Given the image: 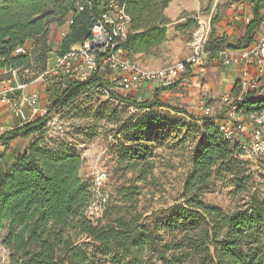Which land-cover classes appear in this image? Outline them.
Returning <instances> with one entry per match:
<instances>
[{
	"label": "trees",
	"instance_id": "1",
	"mask_svg": "<svg viewBox=\"0 0 264 264\" xmlns=\"http://www.w3.org/2000/svg\"><path fill=\"white\" fill-rule=\"evenodd\" d=\"M103 1L0 0V62L7 70H17L21 82L33 83L39 77L27 81L20 71L34 58L44 68L41 76L53 57L68 53L88 39L91 22ZM171 1H127L131 21L123 48L130 60L135 61L138 55H156L166 40L162 11ZM251 4L252 17L245 24L243 36L225 49L247 48L260 29L264 0H252ZM79 5L85 10L80 12ZM70 20L66 36L55 46L51 26L62 28ZM19 47L25 48V53L14 55ZM203 51L211 56L220 50L204 43ZM182 78L163 91L175 87ZM63 80L59 76L53 81L54 94H50L51 86H46L49 106L43 115L0 136L3 143L21 134L27 139L26 147L0 180V232L6 230L1 245L9 253V264H92L85 246L77 244L73 233L86 235L100 252L111 255L115 264L121 260L122 264H264V200L253 194L243 209L224 211L203 199L214 177H230L238 187L246 165L242 151L225 140L211 120L187 111L186 115L202 125L203 135L194 150L179 202L166 214L149 220L130 205L125 216L105 226H94L86 215L93 192L79 176L82 159L71 147L51 149L41 142L51 117L93 87L109 92L120 104L150 112L126 130L133 140L118 142L115 162L122 174L146 183L154 177L153 144L142 137L165 121L155 114L156 110L172 108L159 97L160 91L150 99L137 101L104 73L91 74L83 82ZM237 94L235 86L231 95ZM237 113H264V96L247 92L238 103ZM137 191L130 185L121 188L119 195L133 203Z\"/></svg>",
	"mask_w": 264,
	"mask_h": 264
},
{
	"label": "rangeland",
	"instance_id": "2",
	"mask_svg": "<svg viewBox=\"0 0 264 264\" xmlns=\"http://www.w3.org/2000/svg\"><path fill=\"white\" fill-rule=\"evenodd\" d=\"M251 1L172 0L162 11L166 22L165 42L154 57L143 56L135 61L146 68H172L191 55L194 35L200 25L209 24L205 45L214 50L233 46L243 36L245 24L251 17L240 22L235 20L231 5L244 6L249 14L247 9L251 13L253 9L246 5ZM56 34V26L52 25L51 41L57 38ZM210 62H207V66ZM215 66L223 67L221 62ZM43 70L40 62L33 58L31 65L20 71V75L27 81H33ZM209 76L214 79L211 72ZM199 81L196 79L195 82L198 84ZM52 84L53 81L48 84L51 86L50 94L55 91V85ZM191 84L194 83L191 81ZM134 90H138L136 94L140 95L137 101L148 99L145 96L148 90ZM199 99L196 95V98L183 100L181 105L166 102L172 109L155 111L165 121L142 137L153 144L151 159L154 177L146 183L135 182L131 174H122L115 162L118 142L133 140L132 133L126 130L138 118L150 112H139L120 104L112 99L109 92L93 87L82 92L69 106L51 117L41 142L51 149L71 147L82 159L79 176L93 192V201L86 215L94 226H105L115 218L125 216L130 205H135L142 218L149 220L152 216L166 214L179 202L184 180L191 169L194 150L203 135L202 125L185 112L196 107ZM242 160L246 165L238 187L230 177H214L203 195L206 202L224 211H233L243 209L253 194L264 200V157H244ZM130 185L138 188L133 203L123 201L119 195L121 188ZM5 234L6 230L0 232V264H9V253L1 245ZM73 236L78 245L85 246L92 264H115L112 256L100 252L97 244L86 235L73 233Z\"/></svg>",
	"mask_w": 264,
	"mask_h": 264
},
{
	"label": "built area",
	"instance_id": "3",
	"mask_svg": "<svg viewBox=\"0 0 264 264\" xmlns=\"http://www.w3.org/2000/svg\"><path fill=\"white\" fill-rule=\"evenodd\" d=\"M127 1L104 0L101 10L93 17L89 38L73 46L68 53L53 57L46 72L36 81L41 80L47 86L50 81L61 76L66 82H83L91 74L104 73L111 82L117 81L121 90L128 93L147 84L167 85L170 82L169 73L180 79L188 67L202 65L203 59L210 56L203 51L205 40L201 38L193 56L170 69H146L139 66L126 56L123 48L131 21L126 9ZM78 10L84 11L85 6L79 5ZM260 14V29L247 48L223 49L210 56L218 59L223 66L240 70L238 94H223L215 102L204 105L200 113L193 114L211 120L224 139L242 151L243 158L264 157V113L245 116L237 113L238 103L247 92H263L260 86L261 83L264 84V8ZM71 24L70 20L66 26ZM67 32L68 29L61 32L59 39L52 43L57 46ZM24 53L23 47L14 51V55ZM5 71L7 77L0 81V103L7 106L23 122H28L38 112L39 96L27 92L28 84L20 81L17 70ZM26 107L32 114L30 117L25 113Z\"/></svg>",
	"mask_w": 264,
	"mask_h": 264
},
{
	"label": "crops",
	"instance_id": "4",
	"mask_svg": "<svg viewBox=\"0 0 264 264\" xmlns=\"http://www.w3.org/2000/svg\"><path fill=\"white\" fill-rule=\"evenodd\" d=\"M246 7L251 8L252 4L249 3L248 6L246 5ZM231 11L232 13L235 12V16L233 15L234 19L238 20L239 22L242 20L244 21V19L249 20L250 17H252L251 11L247 9V11L249 12V14H247L244 6L236 7L235 5H231ZM233 16H231V18ZM56 29H57V34H56L57 38L55 40H58L60 33L67 31L68 27L67 26L62 28L56 27ZM209 31H210L209 24L200 25L199 29L194 35V44L192 47V53L183 61L193 56L195 47L198 45L201 38L203 40H206ZM52 39L53 38H51V40ZM143 56L145 55H138L134 58V60H138L140 57ZM145 57H149V56H145ZM208 61H211L209 63L210 64L209 66H207ZM135 62L137 63V61ZM218 62H220L218 59L208 56L205 59H203L202 65H198L195 67H188L185 74L188 73L189 74L183 77L181 81L177 83L176 86L173 87L172 89H166L163 91V89L167 88L168 86L172 85L174 82L178 80L175 74L173 73H169L168 80L170 82L167 85L158 86L153 84H147L144 85L142 88H137V89H143L144 91L148 90L145 95L146 98L148 99L152 98V96L156 91H160L159 92L160 98H162L165 102L171 104L173 103L177 105H181V103L185 99L196 98L197 95V98L200 99L198 100L197 106L192 108L190 113L198 114L200 113V110L204 105L215 102L223 94L231 93V91L233 90V88H235V86L238 87V83L240 81V70L235 67H226L223 65H222L223 67L218 68L215 66V64ZM137 64L143 68H146L139 63ZM146 69H153V68H146ZM5 70L6 69L4 68L3 64L0 62V81H2L4 78L7 77ZM209 72H211V74L213 75L214 77L213 80L209 76ZM196 79L200 80L198 84L195 82ZM191 81L194 83L193 85L191 84ZM260 87H262L263 92L262 94L259 95L264 96V84L261 83ZM137 91L138 90H132L128 93H130V95L134 96L137 99L138 97H140L139 94H136ZM27 92L36 93L39 96V100L37 104L38 112L28 120L29 122L31 119L37 116H41L46 112L49 106V98H47V94H46V85L40 81H34L33 83L29 84L27 87ZM133 92L135 93L133 94ZM191 94H193L194 96ZM25 113L29 117L32 115L27 107L25 108ZM25 123L27 122H23L18 116L12 113V111L8 109L7 106L0 103V136L16 128H20ZM26 144H27V139H25L22 134L10 142L7 143L0 142V180L2 179L4 174L9 170L11 165L14 163L16 157L24 150Z\"/></svg>",
	"mask_w": 264,
	"mask_h": 264
},
{
	"label": "water",
	"instance_id": "5",
	"mask_svg": "<svg viewBox=\"0 0 264 264\" xmlns=\"http://www.w3.org/2000/svg\"><path fill=\"white\" fill-rule=\"evenodd\" d=\"M91 26H93V22H91Z\"/></svg>",
	"mask_w": 264,
	"mask_h": 264
},
{
	"label": "bare ground",
	"instance_id": "6",
	"mask_svg": "<svg viewBox=\"0 0 264 264\" xmlns=\"http://www.w3.org/2000/svg\"><path fill=\"white\" fill-rule=\"evenodd\" d=\"M198 39V38H197Z\"/></svg>",
	"mask_w": 264,
	"mask_h": 264
}]
</instances>
